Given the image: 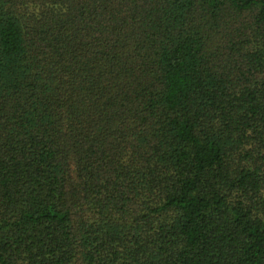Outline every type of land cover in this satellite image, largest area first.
Returning <instances> with one entry per match:
<instances>
[{"label": "trees", "instance_id": "obj_1", "mask_svg": "<svg viewBox=\"0 0 264 264\" xmlns=\"http://www.w3.org/2000/svg\"><path fill=\"white\" fill-rule=\"evenodd\" d=\"M0 264H264V0H0Z\"/></svg>", "mask_w": 264, "mask_h": 264}]
</instances>
